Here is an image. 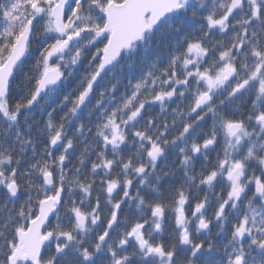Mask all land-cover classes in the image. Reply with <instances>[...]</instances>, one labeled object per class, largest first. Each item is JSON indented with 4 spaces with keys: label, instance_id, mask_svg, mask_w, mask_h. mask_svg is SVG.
I'll use <instances>...</instances> for the list:
<instances>
[{
    "label": "snow or ice",
    "instance_id": "1",
    "mask_svg": "<svg viewBox=\"0 0 264 264\" xmlns=\"http://www.w3.org/2000/svg\"><path fill=\"white\" fill-rule=\"evenodd\" d=\"M0 264H264V0H0Z\"/></svg>",
    "mask_w": 264,
    "mask_h": 264
},
{
    "label": "trees",
    "instance_id": "2",
    "mask_svg": "<svg viewBox=\"0 0 264 264\" xmlns=\"http://www.w3.org/2000/svg\"><path fill=\"white\" fill-rule=\"evenodd\" d=\"M171 223V222H170Z\"/></svg>",
    "mask_w": 264,
    "mask_h": 264
}]
</instances>
